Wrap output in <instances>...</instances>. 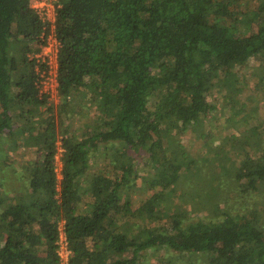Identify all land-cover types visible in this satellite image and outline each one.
I'll return each mask as SVG.
<instances>
[{"label":"trees","instance_id":"trees-1","mask_svg":"<svg viewBox=\"0 0 264 264\" xmlns=\"http://www.w3.org/2000/svg\"><path fill=\"white\" fill-rule=\"evenodd\" d=\"M49 34L55 104L41 91L48 65L37 57ZM249 59L264 90V0H57L53 22L31 0H0V170L12 193H0V264H62L60 228L67 264H147L158 249L160 264H179L175 252L180 264H264V196L260 206L242 204L264 185L260 140L227 167L218 146L189 163L188 153L165 145L207 117L213 86L238 79ZM239 137L228 143L243 147ZM139 152L165 174L197 173L194 199L205 219L170 205L173 186L132 209Z\"/></svg>","mask_w":264,"mask_h":264},{"label":"rangeland","instance_id":"rangeland-1","mask_svg":"<svg viewBox=\"0 0 264 264\" xmlns=\"http://www.w3.org/2000/svg\"><path fill=\"white\" fill-rule=\"evenodd\" d=\"M46 44L50 47L47 52H45L43 49ZM46 44L42 47L40 52L41 54L39 60L41 61L45 55L50 57L54 56L56 41L52 34L48 35ZM255 64L256 63L253 61V59H249L247 65H245L244 68L240 70V73L237 74L238 79H234L232 77L219 79L216 82V86H213V89L210 91L208 96L209 102L212 104V109L208 113L207 117L196 124L187 125L183 133L171 137L169 142H167V144L165 143V145L170 146V148H176L180 153H188L187 157L190 159L189 163H191L192 160H198L201 157L213 156L212 147L218 146L221 149L220 153H225L232 162L231 163L229 162V159L222 157L221 159L223 167H227L229 164L236 165L238 158H240L239 155L237 156V154L240 153L243 148L248 149L249 145H252L255 139L260 140L259 143L264 149V90L262 86H260V76L257 74ZM47 65V72L40 73L41 79H46V81H48V83H42V90H53L49 99L51 102H53V104H55L57 101L54 91L55 86L51 88V86L55 85V67L53 63ZM238 83H240V86H238ZM42 109H45V107H42ZM86 119L88 118L84 117L82 121H85ZM81 126L82 123L75 119L73 122V127L76 129ZM207 131L210 133V136L206 140H203L201 138V134H205ZM244 131H248L249 136L247 139H243V136L239 137V135H241ZM231 134L237 135L239 140L248 142H246V145L243 147H241L239 144L230 145L228 143L227 137ZM34 140L36 141L35 138ZM28 141L29 140H26L25 142ZM108 147L109 150H112L114 145L112 144ZM60 151L61 149L59 148L56 160L57 171H59L61 165L60 161L58 160ZM139 153L140 156L135 159L133 167L135 181L130 186V189H132L133 193L131 199L132 209H136L140 203L146 199V197H151L158 191L166 189L165 193H168V191L171 189L170 187L173 186L177 189L175 191L176 195L173 194L172 196V202L170 205L173 207L180 206V209L187 211L192 219H196L198 216H201L203 219H205L204 216L206 215V211H199L198 205L194 199L196 192V189H194V180L198 179V177H196L197 173L194 174V170H183L181 172L173 171L165 174V172L163 173L162 171L163 167L158 169L149 168L146 163L143 162L144 155L142 152ZM189 163H186V165ZM117 166L119 167L118 162ZM214 168L216 169V167ZM201 169L204 170V174H200L202 176L201 178H203L200 179V190L203 188L205 191H207L208 188L206 187L209 183L208 180L210 179L211 174L209 163L203 161ZM155 170L158 174L154 175ZM152 174L153 176H158V178L154 181V186L148 187L145 184V179L151 177ZM4 176L5 173L0 170V181L4 182L5 184V186H0V193L2 196H6L9 193L10 196L12 193L8 192L10 189L7 187V181L3 179ZM175 178L177 180L176 182H173ZM168 183L169 185L167 186ZM219 184L221 189L226 188L225 180H220L218 185ZM253 194L254 197H247V204H242L248 207L250 205L260 206L264 196V185H261L259 190H256ZM231 196H236L234 191H232ZM28 200H30V198H28ZM222 204L220 203L219 205L221 206ZM76 206L78 207L79 211H83L85 202H78L76 203ZM167 220L168 219L165 218L164 222H167ZM2 239L3 234L0 235V240ZM60 252L62 256H65L63 249ZM164 255L165 252L163 249H158L152 253H149L147 256V264H160L161 258L164 257ZM178 255L179 254L175 252L171 258L174 263L180 264L182 263L183 259L182 257H177ZM199 264H203V262L199 261Z\"/></svg>","mask_w":264,"mask_h":264},{"label":"built area","instance_id":"built-area-1","mask_svg":"<svg viewBox=\"0 0 264 264\" xmlns=\"http://www.w3.org/2000/svg\"><path fill=\"white\" fill-rule=\"evenodd\" d=\"M56 1L57 0H31V6L42 17L43 20H46V21H49V22H53L54 16H55V4H56ZM43 49H44L45 52H47L50 49V47H49V45L46 44ZM40 54L37 55L38 59L40 58ZM56 54H57V43H56V48H55V51H54V56L50 57L48 55H45V57L42 58V61L45 62L46 64L53 63L54 67H56ZM44 82L48 83V81H46V79H43L42 83L44 84ZM54 82H55V85L51 86V88L56 86L55 73H54ZM41 91H43L42 88H41ZM44 91H49L51 94L53 92V90H49V89H44ZM54 91H55V89H54ZM59 237L60 238H59V242H58V245H59L58 253H59L60 257H61V263L62 264H67V257H68L69 251H68V249L66 247L65 236H64L61 228H60ZM62 249L65 252V256H62V254L60 252Z\"/></svg>","mask_w":264,"mask_h":264}]
</instances>
